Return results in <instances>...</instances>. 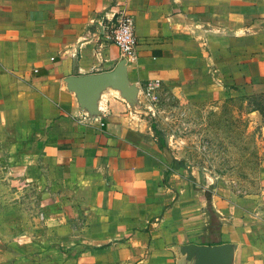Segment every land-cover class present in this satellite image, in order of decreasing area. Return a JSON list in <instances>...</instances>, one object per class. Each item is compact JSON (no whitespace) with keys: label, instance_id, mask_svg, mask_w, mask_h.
I'll list each match as a JSON object with an SVG mask.
<instances>
[{"label":"crops","instance_id":"0c3cea01","mask_svg":"<svg viewBox=\"0 0 264 264\" xmlns=\"http://www.w3.org/2000/svg\"><path fill=\"white\" fill-rule=\"evenodd\" d=\"M119 9L134 24L124 66L136 99L153 81L190 96L264 94V0H0V133L37 147L51 264H183L175 247L223 244L233 264H264V163L257 192L198 186L135 105L105 89L89 117L67 91V77L121 60L104 39ZM207 209L217 229L205 230Z\"/></svg>","mask_w":264,"mask_h":264},{"label":"rangeland","instance_id":"374dc122","mask_svg":"<svg viewBox=\"0 0 264 264\" xmlns=\"http://www.w3.org/2000/svg\"><path fill=\"white\" fill-rule=\"evenodd\" d=\"M113 94L121 98L116 90ZM135 107L159 132L170 167L199 186L242 196L258 191L264 163V94L190 96L182 88L140 93ZM37 147L0 133V264H51L49 201ZM58 246V245H57Z\"/></svg>","mask_w":264,"mask_h":264},{"label":"water","instance_id":"95a60500","mask_svg":"<svg viewBox=\"0 0 264 264\" xmlns=\"http://www.w3.org/2000/svg\"><path fill=\"white\" fill-rule=\"evenodd\" d=\"M125 62L120 60L115 67L107 73L85 75L80 77H67L64 80L67 91L73 93L77 105L89 117H98L97 100L105 89L119 92L121 99L128 105L136 103L138 89L127 83L125 79ZM233 244L218 246L184 245L175 247L183 264H233Z\"/></svg>","mask_w":264,"mask_h":264},{"label":"built area","instance_id":"2783aa9c","mask_svg":"<svg viewBox=\"0 0 264 264\" xmlns=\"http://www.w3.org/2000/svg\"><path fill=\"white\" fill-rule=\"evenodd\" d=\"M105 41L117 48L121 60L131 62L135 59V37L134 24L131 16L123 9L117 10L113 16L107 20ZM157 81L146 82L140 93L148 101L153 96L154 89L159 87Z\"/></svg>","mask_w":264,"mask_h":264},{"label":"trees","instance_id":"16d2710c","mask_svg":"<svg viewBox=\"0 0 264 264\" xmlns=\"http://www.w3.org/2000/svg\"><path fill=\"white\" fill-rule=\"evenodd\" d=\"M150 129L151 132L153 133V137L155 138V143L158 147L159 150L163 149V145H162V140L160 138L159 132L155 129V127L150 124ZM207 228L205 230L208 231V226H211V228L213 229L214 227H219V223L217 221V216L215 215V213L213 211H211L210 209H207Z\"/></svg>","mask_w":264,"mask_h":264}]
</instances>
